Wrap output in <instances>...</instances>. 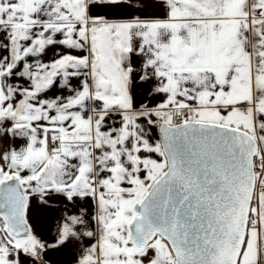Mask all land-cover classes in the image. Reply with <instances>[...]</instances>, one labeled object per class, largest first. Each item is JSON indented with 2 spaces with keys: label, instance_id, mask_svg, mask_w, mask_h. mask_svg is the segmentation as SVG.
Returning a JSON list of instances; mask_svg holds the SVG:
<instances>
[{
  "label": "crops",
  "instance_id": "obj_1",
  "mask_svg": "<svg viewBox=\"0 0 264 264\" xmlns=\"http://www.w3.org/2000/svg\"><path fill=\"white\" fill-rule=\"evenodd\" d=\"M180 109L256 139L238 264H264V0H0V181L22 187L30 241L0 218V264H175L128 223Z\"/></svg>",
  "mask_w": 264,
  "mask_h": 264
},
{
  "label": "water",
  "instance_id": "obj_2",
  "mask_svg": "<svg viewBox=\"0 0 264 264\" xmlns=\"http://www.w3.org/2000/svg\"><path fill=\"white\" fill-rule=\"evenodd\" d=\"M159 141L166 169L133 207V248L160 238L175 264H238L256 188V139L229 125L190 121L162 123ZM26 204L16 179L0 181V218L11 239L29 236Z\"/></svg>",
  "mask_w": 264,
  "mask_h": 264
},
{
  "label": "built area",
  "instance_id": "obj_3",
  "mask_svg": "<svg viewBox=\"0 0 264 264\" xmlns=\"http://www.w3.org/2000/svg\"><path fill=\"white\" fill-rule=\"evenodd\" d=\"M193 119L192 110L191 109H180L173 111L172 113L166 114V122L171 125H176L184 122H190ZM61 148L60 143L57 140H52L50 142L49 151L51 153H55L59 151ZM260 159L257 156L254 157L253 162L255 167H257Z\"/></svg>",
  "mask_w": 264,
  "mask_h": 264
},
{
  "label": "rangeland",
  "instance_id": "obj_4",
  "mask_svg": "<svg viewBox=\"0 0 264 264\" xmlns=\"http://www.w3.org/2000/svg\"><path fill=\"white\" fill-rule=\"evenodd\" d=\"M13 243L15 244H25L30 246V241L28 239H22V240H12Z\"/></svg>",
  "mask_w": 264,
  "mask_h": 264
},
{
  "label": "trees",
  "instance_id": "obj_5",
  "mask_svg": "<svg viewBox=\"0 0 264 264\" xmlns=\"http://www.w3.org/2000/svg\"><path fill=\"white\" fill-rule=\"evenodd\" d=\"M162 123H164V122H161L160 125H161ZM160 125H159V126H160ZM238 129H239V128H238ZM165 169H166V168H165ZM164 171H165V170H164ZM164 171H163V172H164ZM255 171H256V173H257V167H255ZM248 226H249V225H248Z\"/></svg>",
  "mask_w": 264,
  "mask_h": 264
}]
</instances>
